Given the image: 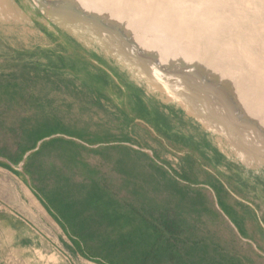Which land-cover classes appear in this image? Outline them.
Segmentation results:
<instances>
[{
	"label": "rangeland",
	"instance_id": "374dc122",
	"mask_svg": "<svg viewBox=\"0 0 264 264\" xmlns=\"http://www.w3.org/2000/svg\"><path fill=\"white\" fill-rule=\"evenodd\" d=\"M81 1L83 0H31L29 4L26 0H18L16 3L24 11L41 15L66 37L77 41L87 50L99 54L126 78L133 80L148 92L154 103L166 105L173 113L172 123H169L171 128L168 130L170 135L163 136L164 141L145 127H133L134 144L141 148L150 147L155 156L152 159L147 153L119 145L105 146L97 151V145L89 147L82 144L80 139L67 138L65 136L68 135L62 134L59 136L67 141L49 144L39 154L27 159L28 165H24L23 169L30 185L22 173L14 174L16 181L25 191H30V196L37 201L39 209L53 224L54 232L63 236L73 247L72 239L69 237L68 240L67 233L56 219L49 217L42 199L36 196L31 185L41 194L48 196L56 206L69 204L72 218L65 215L64 221L70 231L85 242L86 251L96 256L100 254L114 264H264V257L252 252L253 245L238 235L223 214L222 211L228 212V206L220 203L221 211L216 201L218 197L221 202L233 206L232 217L238 219L247 235L246 238L252 239L264 251L262 18L252 9H246L244 4L245 8L236 11L231 9L230 0H215L212 6L216 8H211L210 11L217 18L211 20L209 26L212 27V33L216 31V35L202 40L200 46L198 41L201 40L193 42L194 51L202 54L209 50V45L213 47L212 51L209 50L211 53L209 58L207 57L208 60H203L200 65L205 68H198L202 71L203 78H200L201 72H195L191 77L175 70L176 74L168 75V69L164 66L177 67L178 63L183 61L179 55L187 48L186 39L185 42L176 44L175 51L178 49V52L170 55V59L163 58L168 62L162 66L164 71L158 72L157 68L153 71V68L149 67V59L137 57L142 47L138 44H143L138 38L144 28L134 27L132 30L133 37L139 41L133 38L137 46V56L131 53L132 51L122 54V48L130 50L131 47L127 46L129 41L126 36L121 38L120 29L113 34L98 23L103 22L104 18L99 10L106 11L108 8L107 11L112 13L113 1L97 0L96 4L93 3L94 0ZM198 1L194 0L191 5L198 9L197 14L208 12V8L202 3L203 0L201 3ZM59 3L61 8L57 5ZM89 3L97 7H90ZM251 5L254 6L253 2ZM1 6L4 7L3 4H0ZM2 7L0 153H18L23 147L30 145V130L45 124L59 123L67 130L79 133L85 140L94 141L97 136L108 140L117 137L121 140L130 136V128L125 127V123H120V113L118 123H108V118L113 115L107 110L97 113V105L93 103L92 96L85 95L84 89L77 86V81L67 78V73L61 70L64 67V59L47 53L42 56L41 53L45 51L40 48L34 50V53L21 52L38 46H54L55 43L31 19L14 18ZM244 13L245 16L249 13V16L238 19L240 15L244 16ZM116 16L118 17L110 16L108 20L124 27V18L119 13ZM217 20L222 22L215 23ZM190 27L192 26L188 28ZM137 29H141L140 32H137ZM184 30L188 31L186 26ZM173 31L175 29L167 32L170 37ZM220 32L222 33L218 34ZM167 36L169 37L168 34ZM210 39L212 42L209 43ZM76 50L71 47L67 52L71 59L81 61L84 55ZM130 55L135 57L131 60ZM140 59L143 61L140 62ZM206 71H212L213 78L211 75V79L206 80ZM184 75L186 79L190 81L192 78L193 81L189 82ZM199 78L202 81L205 79L203 82L210 80V83L216 79L222 80L226 87V91L221 89L213 92H218L212 95L215 108L212 107L211 101L210 105L205 106L204 101L199 99L203 96L201 88L205 85ZM194 81L198 83L195 86ZM227 81L231 85L230 88ZM213 85L216 86V83ZM222 90L226 92L225 98ZM220 98L224 99L221 101ZM224 103H227V106ZM98 119L102 123H97ZM254 126L258 129L255 130ZM257 132L258 134H255ZM252 136H256L255 141ZM135 139L140 143L135 142ZM256 141L259 148H256ZM182 142L189 145V149L190 145H198L203 154L192 148L189 152L188 147L186 150L181 149ZM170 167L182 175L183 179H178L169 170ZM6 189L7 187L0 185V192L6 193ZM136 235H156L161 247L160 256L157 253L143 258L133 256L144 252V248L130 250V247L135 245L131 239Z\"/></svg>",
	"mask_w": 264,
	"mask_h": 264
},
{
	"label": "crops",
	"instance_id": "0c3cea01",
	"mask_svg": "<svg viewBox=\"0 0 264 264\" xmlns=\"http://www.w3.org/2000/svg\"><path fill=\"white\" fill-rule=\"evenodd\" d=\"M95 54L93 53V56L96 57ZM85 58L88 59V62L83 60V82L82 84L81 81L79 82L83 86L84 94L92 96L93 103L95 106L97 105V113L107 110L110 115H113L112 118H108V123H118V113H120V123H125V127L130 128V136L121 140L115 137L112 139L113 141L97 136V142L93 141L92 144H89L84 139L80 140L82 144L89 147L97 145V151L105 146L117 145L134 149L128 144L137 145L133 141L134 132L132 129L135 126L145 127L158 137L163 138L167 134L170 135L168 130L171 128L169 123H172L173 113L166 105L161 106L154 103L151 95L145 92L139 84L129 78H122L120 71L109 68L99 57V59H90L88 56ZM97 123L102 122L98 119ZM135 142L140 143L136 139ZM174 144L176 146V143ZM183 144L185 145V142H182L180 148L186 150L185 147H182ZM192 149L197 152L196 147ZM191 151L189 149V152ZM150 158L152 157L150 156ZM169 170L173 169L171 170L170 167ZM13 171L15 170L0 165V185L7 187L6 193L0 192V264H97V262L87 259L78 247L75 245L71 247L69 241L54 232L53 224L39 209L37 201L30 196V191H25L16 181L18 174ZM231 194L234 196L233 192ZM222 203L229 207V213L234 211L232 205L224 201ZM217 204L220 203L217 202ZM252 208L254 209V207ZM45 209L49 217L54 218L46 207ZM229 213L223 211L225 217L230 221L232 217L228 215ZM67 238L69 240L68 234ZM261 251L264 253L263 249ZM252 252L264 257L254 247Z\"/></svg>",
	"mask_w": 264,
	"mask_h": 264
},
{
	"label": "bare ground",
	"instance_id": "6f19581e",
	"mask_svg": "<svg viewBox=\"0 0 264 264\" xmlns=\"http://www.w3.org/2000/svg\"><path fill=\"white\" fill-rule=\"evenodd\" d=\"M85 1V0H83ZM81 1V2H83ZM89 2V0H86ZM91 1V0H90ZM93 1V0H92ZM100 1V0H99ZM113 3H114V6H112V8L114 9V11L112 13H110L109 11H104L105 9H101L99 10L101 15L104 17L103 18V22H98V23H101V25H103L105 27V29L107 30H111L110 32H112L113 34L118 32L119 29L121 30L120 32V36L121 38L125 37L127 41H129V43L127 44L128 48L130 50H127L126 48H122L121 50V53L122 54H126L127 52H130L132 51L131 53H133L135 56H137V52H136V48L137 46L135 45V41L133 40V38L135 40L140 41V43H143V44H138L141 45L142 47H140L139 50H141V53L139 56V58L143 59V60H146V59H149V67L153 68L152 70L155 71L154 69L157 68L158 69V72L159 70H163L164 71V68L162 67L166 62L164 61V59H167L169 58L170 59V55H173L176 51H175V46L176 44H178L180 41H184V39H186L187 41L185 43L188 42V45H187V48L184 50V51H181L179 57L182 58L180 63H178L177 67L175 66H172L171 68H169L170 66L169 65H166L168 66V68L166 66H164L166 68V70L168 69V75L170 74H176L174 71L176 70L179 71V74H186V75H191L194 76L193 74L196 72L197 74H199V72H201V75H200V78H203L202 76V68H205V67H200V65H202V63L210 56V53L212 51V45H209V50L211 51H206L204 52L203 54L201 52H197V51H194V47L193 45V42L195 41H198V40H201V41H198L199 43V46H200V43H202V40H208V38H210L212 35H216V31L215 32H211L212 30V27L209 26L210 25V21L211 20H214L215 17L214 15H212L213 12L210 11V9H214L216 7H213L212 6V3L215 1V0H203L202 3L204 4L205 7L208 8V12H203L202 14H197V11L198 9H195L194 6L191 7L192 3L194 0H112ZM222 1V0H221ZM229 1V0H228ZM70 2V1H69ZM201 3V0L198 1V3ZM216 2V1H215ZM220 2V0H219ZM230 4H231V9L233 10H240L241 8H243L244 6L249 9H252V11H254V13L257 12V14L262 18L261 19V24H264V1L262 2V0H230L229 1ZM251 2H253V5H251ZM71 3V2H70ZM69 3V4H70ZM93 3H97V0H94ZM225 3V1H224ZM0 4H3L4 8L8 14H10V16H13L14 18H17V19H20V20H28V16L27 14L19 7V5L16 3L15 0H1V3ZM95 4H92L89 3V6L90 7H97ZM101 4V3H100ZM223 4V3H222ZM244 4V6H243ZM58 7L61 6V4H57ZM185 5V6H184ZM225 5V4H224ZM103 6V5H102ZM242 6V7H241ZM251 6V7H250ZM0 7V8H1ZM244 7V8H245ZM61 8V7H60ZM103 8V7H102ZM193 8V9H192ZM222 8V7H221ZM192 9V10H191ZM230 9V10H231ZM248 9V10H249ZM2 10V9H0ZM81 10V9H80ZM94 10V9H92ZM219 10H220V7H219ZM97 11V10H96ZM97 11V12H99ZM250 11V10H249ZM251 11V12H252ZM115 12V13H114ZM219 12V11H218ZM5 13V12H4ZM119 13V15L124 18V23H123V26L125 24L124 27H120L119 25H116V24H113L111 21L108 20V18H111L112 16L115 18L118 17L116 16L117 14ZM240 13V12H239ZM105 14V15H104ZM108 14V15H107ZM238 14V13H237ZM241 14V13H240ZM248 16H249V13H247ZM99 15V14H98ZM243 15V14H242ZM101 16V17H102ZM108 16V17H106ZM111 16V17H110ZM219 16V15H218ZM248 16H245V13H244V16H241L238 18V19H243V18H247ZM251 16V15H250ZM100 18V17H98ZM222 18H225V17H222ZM228 18V17H227ZM250 18V17H249ZM62 19V18H61ZM96 19V18H95ZM220 19V18H219ZM237 19V20H238ZM260 19V18H259ZM258 19V20H259ZM123 19H121L122 21ZM93 21V20H92ZM91 21V22H92ZM97 22V21H95ZM217 22H220L219 20H217L215 23ZM222 22V21H221ZM220 22V23H221ZM240 22V21H239ZM64 23V22H63ZM214 23V22H213ZM212 23V24H213ZM214 23V24H215ZM243 23V22H242ZM244 24V23H243ZM151 27H150V26ZM217 25V24H216ZM221 25V24H219ZM185 26L187 27L188 31L186 30L185 32ZM189 26H192L190 28H188ZM218 26V25H217ZM222 26V25H221ZM134 27H139V28H144L141 35H139L140 37L137 39L136 37H133L134 34L132 33ZM214 27V25H213ZM123 28V29H122ZM102 29V28H101ZM175 29V31L171 32V37H170V34L167 33L169 30H173ZM141 30V29H140ZM140 30L137 29V32H140ZM98 31V30H97ZM145 32V33H144ZM218 32V30H217ZM254 32V31H253ZM222 32L218 33V34H221ZM167 34L169 35V37L167 36ZM249 34V33H248ZM242 35V33H241ZM153 36V37H151ZM129 40H128V38ZM216 37V36H215ZM239 37V36H238ZM254 37V36H253ZM258 37V36H257ZM213 40V39H212ZM138 41V42H139ZM212 42L211 39L209 40V43ZM246 42V41H244ZM248 42V41H247ZM246 42V43H247ZM241 43V41H240ZM243 43V42H242ZM245 43V44H246ZM122 43H120L121 45ZM183 44V43H182ZM181 45V44H180ZM184 45V44H183ZM202 45V44H201ZM205 45V44H204ZM214 45V43H213ZM248 46V44H247ZM123 47H125L123 45ZM172 47V48H171ZM178 47V46H177ZM215 47V46H214ZM133 48V49H132ZM181 48V47H180ZM179 48V50H180ZM245 48V47H244ZM201 49V48H200ZM198 48V50H200ZM204 49V48H203ZM138 50V51H139ZM160 51V53H158V51ZM202 50V49H201ZM224 51V50H223ZM178 52V51H177ZM222 52V51H221ZM246 52V51H245ZM224 53V52H223ZM222 53V54H223ZM134 55H130L132 58L131 60L135 57ZM176 55V54H175ZM245 55V54H243ZM257 55V54H255ZM208 57V58H207ZM212 57V55H211ZM248 57V56H247ZM138 58V59H139ZM164 58V59H163ZM172 58V57H171ZM174 58V57H173ZM178 58V57H176ZM214 58V57H213ZM250 58V57H248ZM140 59V62H142ZM185 59V60H184ZM256 59V58H255ZM130 60V58H129ZM168 60V59H167ZM199 60V61H198ZM204 60V61H203ZM206 60V61H207ZM180 61V60H179ZM201 61V62H200ZM254 61V60H253ZM173 62V61H171ZM178 62V61H177ZM168 63V62H167ZM207 63V62H205ZM258 64V62H256ZM173 64V63H172ZM175 64V63H174ZM205 66V64H203ZM212 65V64H211ZM175 67V68H174ZM200 67L201 70H199L198 68ZM197 69L199 71H197ZM204 71V70H203ZM216 71V70H215ZM207 72V71H206ZM248 74V73H246ZM212 75V77H211ZM216 75V74H215ZM185 76V75H184ZM197 76V75H196ZM214 76V73L212 71H209V73L207 72V74L205 75V79L208 80L213 78ZM211 77V78H210ZM197 78V77H195ZM199 78V79H200ZM185 79H186V76H185ZM204 79V80H205ZM216 79V78H215ZM219 79V78H218ZM221 79V78H220ZM188 80V79H186ZM201 80V79H200ZM203 80V81H204ZM169 81V80H168ZM189 81V80H188ZM193 81L192 78L189 82ZM197 81V80H196ZM194 81V86L197 85L198 83ZM202 81V80H201ZM202 81V82H203ZM245 81V80H244ZM213 82V81H212ZM212 82L210 83V80L207 82H203L205 83L204 87H199L202 89V94L203 96H200L199 99L203 100L204 101V104L205 106L207 105H210V101H211V105L212 107L215 108L214 105V97L212 96L213 92L217 91V90H221V89H224L226 87H224V85L222 84V80H214L213 84L216 83V86L212 84ZM230 82V81H229ZM171 83V82H169ZM178 83V82H177ZM201 83V82H200ZM199 83V84H200ZM201 83V85L203 84ZM218 83L220 85H218ZM231 83H234V82H231ZM174 84V83H173ZM224 84H226V82H224ZM228 81H227V85H228ZM258 84V83H257ZM171 85V84H170ZM169 85V86H170ZM176 85V84H175ZM211 85V86H210ZM234 85V84H232ZM188 86V84H187ZM191 85H189L190 87ZM200 86V85H199ZM210 86V87H209ZM213 86V87H212ZM258 86V85H257ZM176 87V86H175ZM231 87V85L229 84V88ZM196 88V87H195ZM229 88H227L228 92L229 93ZM178 89V88H177ZM197 89V88H196ZM194 89V91L196 90ZM201 89H197V90H201ZM232 89V88H231ZM225 90V89H224ZM192 91V90H191ZM223 91V90H222ZM226 91V90H225ZM225 91L223 96L225 95ZM176 93V92H175ZM212 93V94H211ZM218 93V92H217ZM216 93V94H217ZM220 93V92H219ZM170 94V93H169ZM195 94V92H194ZM200 94V93H199ZM209 95V96H206V95ZM215 94V95H216ZM174 95V94H173ZM186 95V94H185ZM218 96H221L222 95H218ZM226 96V95H225ZM224 96V98H225ZM197 97V96H195ZM217 97V96H216ZM238 97V96H236ZM263 97V96H262ZM177 98V97H176ZM179 98H182L179 96ZM198 98V97H197ZM219 98V97H217ZM224 98H220V100L222 101ZM218 100V99H217ZM219 100V101H220ZM236 100V99H235ZM234 100V101H235ZM203 104V105H204ZM225 106H227V103H224ZM190 105V103H189ZM219 105V104H217ZM220 106V105H219ZM254 106V105H253ZM208 107H211V106H208ZM211 107V108H212ZM218 106H216L217 108ZM221 107V106H220ZM251 107V106H250ZM200 110V109H199ZM209 111V110H208ZM217 118V117H216ZM238 118V117H236ZM214 124V123H213ZM220 125V124H219ZM255 127V126H254ZM256 128V127H255ZM258 127L255 129L257 130ZM263 129V128H262ZM258 132H261V131H258ZM255 133V134H258ZM264 132V131H263ZM243 134V132H242ZM253 133V136L255 135ZM262 134V132H261ZM239 135V134H238ZM260 135V134H259ZM257 135V137L259 136ZM236 136V135H235ZM248 136V135H246ZM252 136V139L254 138V141L256 140V136L253 137ZM262 136V135H261ZM237 138V137H236ZM241 138V137H240ZM243 139L245 137H242ZM231 139V138H230ZM229 139V140H230ZM246 139V138H245ZM258 139V138H257ZM261 139V138H260ZM233 140V139H231ZM235 140V139H234ZM251 140V139H250ZM246 142V141H245ZM248 142V141H247ZM262 142V139L261 141ZM233 143V142H232ZM241 143V142H240ZM239 143V144H240ZM243 143V142H242ZM257 143V141L255 142ZM255 145V144H254ZM264 145V144H262ZM252 147V145H250ZM256 146V145H255ZM260 147H262L261 145H259ZM246 147V146H245ZM247 148V147H246ZM254 149V147H252ZM252 148H250L251 150H253ZM256 148H259L258 147V143H257V146ZM250 149L248 151H250ZM262 150V148H260ZM244 151V150H243ZM236 153V152H235ZM262 153V152H261ZM240 154V153H239ZM244 154V153H243ZM249 154V153H248ZM264 154V153H262ZM241 155V154H240ZM244 156V155H243ZM249 157V155H248ZM258 157V156H257ZM253 160V159H252ZM255 161V160H254ZM259 162V161H258ZM263 162V161H262ZM252 163V162H251ZM260 163V162H259Z\"/></svg>",
	"mask_w": 264,
	"mask_h": 264
},
{
	"label": "trees",
	"instance_id": "16d2710c",
	"mask_svg": "<svg viewBox=\"0 0 264 264\" xmlns=\"http://www.w3.org/2000/svg\"><path fill=\"white\" fill-rule=\"evenodd\" d=\"M68 135V137H75L78 138L80 140H84V137L82 135H80L79 133H76L74 131H69L67 130L64 126H62L59 123H54V124H45L41 127H35L33 130H30L29 132V142L30 145L23 147L18 153H12V154H3L0 153L3 156L8 157L14 164H18L21 160L23 155L25 154V152H27L28 150L32 149L33 147H35L36 143L46 137H50L52 135H57L54 136L52 138H50L48 141H44L42 143V145L40 146L39 150H37L35 153H33L29 158H32L33 156H36L37 154H39L42 149L44 147H46L49 144L55 143V142H63V141H67L64 137H60L59 135ZM95 142H97V140L94 139ZM87 143L92 144L93 140H86ZM28 160L25 164V166L28 165ZM165 163V162H164ZM166 164V163H165ZM0 165L6 168H10L8 167L7 164L5 163H1ZM12 170V169H11ZM172 170V169H171ZM18 175H21L19 172L17 171H13ZM173 174L175 176H177L178 178H182V175H179L178 173H176L174 170H172ZM32 190L35 192L36 195L40 196V198L42 199L43 204L45 205V207L50 211V213L52 214V216L56 219V221L60 224V226L64 229V231L69 235L70 239H72V241L74 242L75 247H78L86 256L87 259L100 263V264H114L111 260L106 259L105 257H103L102 255H98L97 256L95 254H92L88 251H86V244L85 242H83V240L81 238L78 239V236L75 237L76 235H74L72 233V231H70L68 225L66 224V222L64 221V216L65 215H69V218H72L71 213H70V206L69 204L66 203H62L60 206H56L54 203H52V201L49 199L48 196H46L45 194H41L38 190H36L35 187H33L31 185ZM222 203V202H219ZM229 209V207H228ZM230 210V209H229ZM228 210V211H229ZM229 213V212H227ZM230 217H232V214L229 213L228 214ZM76 218V217H75ZM74 219V218H73ZM233 222L236 224V227L238 228L240 234L242 236H247L246 233L244 232V228L240 225V222L238 221V219L232 217ZM76 224V223H75ZM73 225V224H72ZM74 226V225H73ZM156 235H158V233H156ZM156 235H153L152 237L149 236H143V235H136L134 238L131 239V242H133L132 247H130L131 249H142L144 248V252L142 254H133V256H140L141 258L151 254V253H157L158 256H160L161 252H160V242L158 241V238ZM252 240V239H250ZM254 242V241H253ZM255 243V242H254ZM256 244V243H255ZM257 247L259 249H262L258 244H256ZM129 250V251H130ZM231 264V263H230Z\"/></svg>",
	"mask_w": 264,
	"mask_h": 264
},
{
	"label": "flooded vegetation",
	"instance_id": "af4514ba",
	"mask_svg": "<svg viewBox=\"0 0 264 264\" xmlns=\"http://www.w3.org/2000/svg\"><path fill=\"white\" fill-rule=\"evenodd\" d=\"M18 2V0H16ZM22 6V5H21ZM26 14H28L30 16V19L33 23L39 25L41 27V31L49 38H51L53 40V43H55L54 46H49V47H35V48H31L29 50H21V52L29 54V53H34V50H37L38 48H40L41 50L45 51L43 53H41V55H46V53L48 55L51 56H56L60 59H64L63 60V64L64 67L61 69L64 73H67V78H72L73 80L77 81V86L79 88H83V86L81 85L83 82V73H84V62H88V59L86 60L85 56H88L90 59H97L98 57L100 59H102V61L111 69L116 70L112 65H110V63L106 62L105 60H103V58L99 55V54H95L97 55L96 57L93 56V53L89 50H87L84 46H82L81 44H79L77 41L70 39L68 37H66L65 34L62 33V31L58 28H55V31H51L48 30L45 26H43L41 23H39L37 21V15L33 14L29 11H25ZM38 14V13H37ZM74 48L77 49L76 51L84 56L83 59H80L81 61H77V60H73L71 59V57L68 54V48ZM98 58V59H99ZM83 60H86L83 62ZM119 72V71H118ZM122 78H126L124 76V74H120ZM81 81V84L79 83ZM189 145H187L185 143V145H183L182 147L187 148ZM197 149V152L200 154H203V150L201 148L198 147V145H190V149L191 148H195ZM189 148V147H188ZM217 202H221L218 197L216 199Z\"/></svg>",
	"mask_w": 264,
	"mask_h": 264
},
{
	"label": "water",
	"instance_id": "95a60500",
	"mask_svg": "<svg viewBox=\"0 0 264 264\" xmlns=\"http://www.w3.org/2000/svg\"><path fill=\"white\" fill-rule=\"evenodd\" d=\"M26 1H27L29 4L31 3V0H26ZM23 11H24V10H23ZM24 12H25V11H24ZM25 13H26V12H25ZM28 16H29V15H28ZM29 20H30V16H29ZM37 21H38L39 23H41L43 26H45L46 28H48L49 30H51V31H55V27H54L53 25H51V24H50L45 18H43L41 15H37ZM203 124H205V123H203ZM205 125H206V124H205ZM54 136H55V135H52V136H50V137H46V138H44V139L38 141V142L36 143V145H35L34 148H32V149L28 150L27 152H25V154H24L23 157H22V160H21L17 165H15V164L12 163L8 158H5V157H3V156H0V162H1V163H5V164H7L11 169H13V170H15V171L24 174L25 177H26V181H27L28 185H30L29 178H28V176L25 174L24 169H23V168H24V165H25L27 159H28L33 153H35L37 150H39L40 146L42 145V143H43L44 141L49 140L50 138H52V137H54ZM64 136H65V135H64ZM65 137L68 138V136H65ZM76 140H79V139L76 138ZM79 141H80V140H79ZM80 142H81V141H80ZM128 145L132 146V147H133L134 149H136V150L146 152V153H147L148 155H150L153 159L155 158V157H154V154H153V151L150 150V149H148V148H141L140 146L133 145V144H128ZM218 207H219V205H218ZM219 209L221 210L220 207H219ZM221 211H222V210H221ZM222 212H223V211H222ZM230 222H231V224L233 225V227L236 229L238 235L242 237V235L240 234V232H239L238 228L235 226V224H234L231 220H230ZM242 238H243L244 240H246V241H249V242L253 245V247H254L255 249H257L260 253H262V254L264 255V253H263L261 250H259V248H257V246L255 245V243H254L253 241H251V240H249V239H246V238H244V237H242Z\"/></svg>",
	"mask_w": 264,
	"mask_h": 264
}]
</instances>
